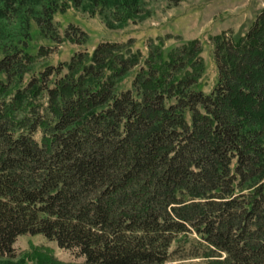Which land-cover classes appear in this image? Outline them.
Wrapping results in <instances>:
<instances>
[{
  "label": "trees",
  "instance_id": "trees-1",
  "mask_svg": "<svg viewBox=\"0 0 264 264\" xmlns=\"http://www.w3.org/2000/svg\"><path fill=\"white\" fill-rule=\"evenodd\" d=\"M144 2L0 0V259L41 235L75 264H264V7L244 32L210 37L208 92L197 39L45 59L42 41H87L55 14L122 26Z\"/></svg>",
  "mask_w": 264,
  "mask_h": 264
},
{
  "label": "rangeland",
  "instance_id": "rangeland-1",
  "mask_svg": "<svg viewBox=\"0 0 264 264\" xmlns=\"http://www.w3.org/2000/svg\"><path fill=\"white\" fill-rule=\"evenodd\" d=\"M146 13L136 23L125 25L114 24L108 27L98 15L89 16L82 8H69L64 13L55 14L59 30L73 23L87 34V41L75 44L63 40L59 43L46 42L51 48L45 59L56 64L67 60L72 52L86 49L90 52L101 41H130L135 50L144 56L146 44L157 36H180L169 38L165 45L180 41L197 39L202 47L201 55L206 64V72L202 78V88L208 92L215 80V66L211 56L210 37L227 32L230 35L244 32L251 26L256 13L264 7V0H145ZM176 38V39H175ZM56 44V45H55ZM41 253L48 252L54 259L63 263H82L72 250L59 248L54 242L41 235H21L14 243V255L8 259H0V264H36L33 249ZM200 260H182L172 264H200Z\"/></svg>",
  "mask_w": 264,
  "mask_h": 264
}]
</instances>
